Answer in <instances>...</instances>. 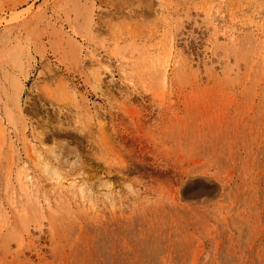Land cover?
Masks as SVG:
<instances>
[{
    "label": "rangeland",
    "instance_id": "1",
    "mask_svg": "<svg viewBox=\"0 0 264 264\" xmlns=\"http://www.w3.org/2000/svg\"><path fill=\"white\" fill-rule=\"evenodd\" d=\"M0 264H264V0H0Z\"/></svg>",
    "mask_w": 264,
    "mask_h": 264
},
{
    "label": "water",
    "instance_id": "2",
    "mask_svg": "<svg viewBox=\"0 0 264 264\" xmlns=\"http://www.w3.org/2000/svg\"><path fill=\"white\" fill-rule=\"evenodd\" d=\"M204 188H207V185L203 181L193 182L186 186V190H202Z\"/></svg>",
    "mask_w": 264,
    "mask_h": 264
},
{
    "label": "bare ground",
    "instance_id": "3",
    "mask_svg": "<svg viewBox=\"0 0 264 264\" xmlns=\"http://www.w3.org/2000/svg\"><path fill=\"white\" fill-rule=\"evenodd\" d=\"M67 134H68V133H67ZM49 168H50V167H49ZM55 173H56V172H55ZM26 174H28V173H26ZM56 174H57L58 176H60V174H58V173H56ZM25 177H26V176H25ZM64 178H66V177H64L63 174H62V176L58 177V179H57L58 183L60 182L61 179H64ZM31 179H32V178H31ZM31 179H30V180H31ZM80 180L82 181V179H80ZM80 180H79V182H81ZM69 182H72V181H69ZM79 182H78V183H79Z\"/></svg>",
    "mask_w": 264,
    "mask_h": 264
}]
</instances>
